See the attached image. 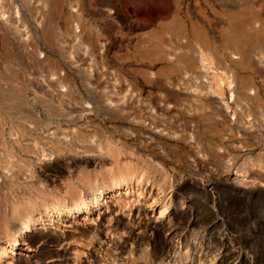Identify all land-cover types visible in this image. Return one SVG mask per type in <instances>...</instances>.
Wrapping results in <instances>:
<instances>
[{
  "label": "rangeland",
  "instance_id": "1",
  "mask_svg": "<svg viewBox=\"0 0 264 264\" xmlns=\"http://www.w3.org/2000/svg\"><path fill=\"white\" fill-rule=\"evenodd\" d=\"M27 222L10 264H264V0H0V244Z\"/></svg>",
  "mask_w": 264,
  "mask_h": 264
},
{
  "label": "bare ground",
  "instance_id": "2",
  "mask_svg": "<svg viewBox=\"0 0 264 264\" xmlns=\"http://www.w3.org/2000/svg\"><path fill=\"white\" fill-rule=\"evenodd\" d=\"M120 8V7H119ZM117 8L116 9V13L117 15H120V9ZM233 8V7H232ZM248 8V7H246ZM233 9H231L230 11H232ZM244 10V9H243ZM245 10H249V9H245ZM244 10V12H245ZM252 10V9H251ZM229 11V12H230ZM234 11V10H233ZM250 11V10H249ZM247 11V13L249 12ZM176 12V11H175ZM238 12V11H237ZM242 12V10L240 11ZM172 13V12H171ZM232 13V12H230ZM251 14H253L251 11L249 12ZM249 13H248V16H249ZM170 14V13H169ZM173 14L174 11H173ZM243 14V13H242ZM250 14V15H251ZM255 14V13H254ZM253 14V16H254ZM231 15V14H230ZM233 15V14H232ZM244 15V14H243ZM177 16V15H175ZM235 16V15H233ZM233 16H230V17H233ZM246 16V14H245ZM169 17L171 18L172 16L169 15ZM179 17V16H177ZM240 16L237 15V18H239ZM252 17V16H250ZM255 17V16H254ZM169 18V19H170ZM173 18V17H172ZM242 18V17H240ZM181 19V18H180ZM179 19V20H180ZM233 19V18H232ZM231 19V21H232ZM248 19V18H246ZM172 20V19H171ZM178 19H173L172 21L174 22L175 25H178V26H181L182 27V24H180V21ZM236 18L234 19V25L236 23ZM239 20V19H238ZM237 20V21H238ZM244 20V19H242ZM127 22L129 23H134V22H137V21H134V20H126ZM168 21V20H166ZM170 21V20H169ZM168 21V22H169ZM241 19L239 20V24L242 23ZM248 21V20H247ZM243 22H246V21H243ZM183 23V22H182ZM238 23V22H237ZM248 23V22H247ZM180 24V25H179ZM76 25V24H74ZM73 25V26H74ZM168 25V24H167ZM170 26H172L173 24L170 22L169 23ZM168 25V26H169ZM174 25V26H175ZM242 25V24H241ZM77 26V25H76ZM165 26V25H164ZM163 26V28H164ZM75 27V26H74ZM176 27V26H175ZM181 27H178L177 29H180ZM82 28L81 26L79 28H77L78 30ZM173 28V27H172ZM234 28V27H233ZM77 29L76 27L75 28H72L71 30V33L73 34V36L79 34L77 32ZM177 29H175L177 31ZM182 29V28H181ZM238 29H241L240 27L238 28L237 27V30ZM242 29H246V28H242ZM193 30V29H191ZM79 31H83L82 30H79ZM239 31V30H238ZM246 31V30H245ZM191 32V31H190ZM242 32H244L242 30ZM81 33V32H80ZM181 33V31H180ZM237 34V33H235ZM195 35V34H194ZM245 35V34H244ZM251 37V36H250ZM239 47V46H238ZM241 48V47H240ZM237 50V49H236ZM172 52V51H170ZM242 53V52H241ZM172 54V53H171ZM174 54V53H173ZM167 54H165V58H166ZM179 57H183L182 55H178ZM187 56V55H186ZM193 56V55H192ZM240 56V55H239ZM177 58V57H176ZM184 58V57H183ZM186 60H188V58H185ZM191 59V58H189ZM170 60H174L173 59H170ZM189 61V60H188ZM197 61V58L194 56L189 62L193 64H195L194 62ZM235 61V60H234ZM241 61V60H240ZM187 62V61H185ZM188 62V63H189ZM191 65V64H189ZM175 66V65H174ZM194 66V65H193ZM177 67V66H176ZM8 74V73H7ZM39 74V73H38ZM54 74V75H53ZM51 74V77L50 74H47L49 75L48 76V79H51L52 78V84H54V87H55V91L53 92H56L57 95L58 94H63L64 92V88L65 86H63L62 82L67 79L65 75L61 74V73H53ZM79 74V73H78ZM83 74V73H82ZM14 75V74H13ZM44 75V74H43ZM41 75V76H43ZM46 75V74H45ZM44 75V76H45ZM53 75V76H52ZM28 76V74H27ZM69 76V75H67ZM98 76V75H97ZM102 76V75H101ZM15 77V76H14ZM30 77V76H29ZM91 77H96V75L94 73H91V74H87V75H83L82 76V79H90ZM40 78V77H39ZM45 78V77H44ZM99 78H101L99 76ZM54 79V80H53ZM40 80V79H39ZM85 80V81H86ZM13 81V80H12ZM42 85L44 83V81H42ZM51 82V80H50ZM65 82V81H64ZM88 82V81H87ZM46 83V82H45ZM84 83V82H83ZM14 84V83H13ZM16 84V83H15ZM51 84V83H50ZM38 85V84H37ZM40 85V83H39ZM38 85V86H39ZM48 85V84H47ZM56 85V86H55ZM67 85V84H66ZM69 85V84H68ZM67 85V86H68ZM66 86V87H67ZM71 86V85H70ZM83 86V85H82ZM13 87V86H12ZM40 87V86H39ZM72 88V87H71ZM85 90L86 91H89V85L86 84L84 86ZM10 89V88H9ZM15 89V88H14ZM45 89V88H44ZM47 89V88H46ZM73 89V88H72ZM84 90V89H83ZM66 94V93H65ZM54 96V94L52 95ZM63 97V95H61ZM99 99V98H98ZM95 103V102H94ZM73 105V104H72ZM94 107H89L88 106H85L84 104V107H82L83 109H90V108H95L96 110H107V107L105 104H98L97 102V105L96 103L93 104ZM70 107V106H69ZM74 107V106H73ZM108 107H110L108 105ZM72 108V107H71ZM111 109V108H110ZM94 110V109H93ZM79 111V110H78ZM92 111V110H91ZM90 111V112H91ZM96 112V111H95ZM236 177H240V175L236 174L235 175ZM242 178V177H240ZM121 189V187L118 185V184H113L111 186H105L103 187V189H101V191L97 194L96 197H94L93 195L92 196H89V198L86 200L87 202L84 204V205H74L70 208V210H68L69 212L67 213V210H64V209H61L59 210L56 215L51 218V220H49L48 224H47V227L49 229H58V228H61V230H63L62 232H71V231H77V230H84V229H87V230H93L95 229L97 226L99 225H102L103 223H109L111 221L112 218L109 217L108 213H109V210L105 207V202L107 200V198L110 200L112 198H114V196H116V193ZM91 212L94 214H96V218L91 214ZM12 230H10V232L6 235V237L1 240V250H0V264H10L11 262H14V263H18L23 257L27 256L28 254H30L31 252L34 251V247H33V244L37 241H39L43 236L42 235H35L36 232H38V230L40 229V227L34 223H30V222H27L25 225H21L20 223L14 225L13 228H11ZM50 232H55V231H50ZM132 234V233H130Z\"/></svg>",
  "mask_w": 264,
  "mask_h": 264
}]
</instances>
